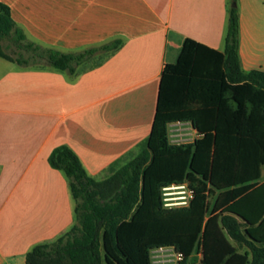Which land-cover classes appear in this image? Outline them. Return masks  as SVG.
Masks as SVG:
<instances>
[{"label": "crops", "instance_id": "0c3cea01", "mask_svg": "<svg viewBox=\"0 0 264 264\" xmlns=\"http://www.w3.org/2000/svg\"><path fill=\"white\" fill-rule=\"evenodd\" d=\"M26 40L77 53L114 40L73 74L0 57V264H25L35 245L74 223L63 172L48 156L65 144L102 180L132 159L149 135L166 64L191 39L224 50L230 0H0ZM242 71L264 72V0H237ZM170 144L200 136L172 123ZM259 182L264 181V167Z\"/></svg>", "mask_w": 264, "mask_h": 264}, {"label": "trees", "instance_id": "16d2710c", "mask_svg": "<svg viewBox=\"0 0 264 264\" xmlns=\"http://www.w3.org/2000/svg\"><path fill=\"white\" fill-rule=\"evenodd\" d=\"M230 3L223 52L186 39L176 62L164 66L150 133L132 159L97 180L67 145L50 152V167L67 179L74 223L33 246L25 264H151V251L166 247L184 257L179 264H264V72L240 67L237 0ZM5 39L27 55L12 58L0 44L1 58L70 74L122 45L70 54L42 48L0 3ZM186 122L200 137L170 144L168 125ZM172 185H186V206H163L161 189Z\"/></svg>", "mask_w": 264, "mask_h": 264}, {"label": "rangeland", "instance_id": "374dc122", "mask_svg": "<svg viewBox=\"0 0 264 264\" xmlns=\"http://www.w3.org/2000/svg\"><path fill=\"white\" fill-rule=\"evenodd\" d=\"M0 44L2 45L3 47V51L5 54L9 55L10 57L12 58H17L19 56V53L22 52V54L24 56H26L27 54H25L24 51H20L18 50L13 44H11V42L7 39L5 40H1L0 41ZM170 133L167 132V136H168V139L171 140L173 139L172 137H170L169 135ZM182 185L179 186H176V187H179V188H175V189H172L170 190L169 192H171L172 194L168 197L172 198L170 201L168 202H165L167 204H172V207H169V208H176V207H183V206H186L184 203L185 201V197H188L189 196V191L187 189V187H181ZM161 198L163 199L164 196L162 195V191H161ZM190 197H188V200L187 202L189 201ZM162 203L164 204V201L162 200ZM168 208V207H167ZM234 246H236L235 243H232ZM172 252L171 251H165V252H158V253H152L151 254V264H175V261H174V257L172 256L171 254ZM154 260H159L160 262L158 263H153Z\"/></svg>", "mask_w": 264, "mask_h": 264}, {"label": "built area", "instance_id": "2783aa9c", "mask_svg": "<svg viewBox=\"0 0 264 264\" xmlns=\"http://www.w3.org/2000/svg\"><path fill=\"white\" fill-rule=\"evenodd\" d=\"M180 187V186H179ZM179 187H176L175 185H172V186H169V187H164V188H162L161 189V191H162V195L164 196V198L162 199L163 201H164V204H163V206L165 207V208H169V207H172V204H167V203H165V202H168V201H170L172 198H170V197H168V196H170L172 193L171 192H169L170 190H172V189H175V188H179ZM181 187H186V185H182ZM189 191V190H188ZM190 193V192H189ZM188 197H191V195L189 194V196ZM188 197H185V201L184 202H182V203H184L185 205L188 203L187 202V200H188ZM171 251L172 253V256L174 257V261H175V264H179L181 261H183L184 260V257L181 255V254H179V253H177L172 247H166V248H158V249H154V250H152L151 251V254L152 253H158V252H165V251ZM158 262H160L159 260H154L153 261V263H158Z\"/></svg>", "mask_w": 264, "mask_h": 264}, {"label": "water", "instance_id": "95a60500", "mask_svg": "<svg viewBox=\"0 0 264 264\" xmlns=\"http://www.w3.org/2000/svg\"><path fill=\"white\" fill-rule=\"evenodd\" d=\"M232 6H235L234 4H232Z\"/></svg>", "mask_w": 264, "mask_h": 264}]
</instances>
